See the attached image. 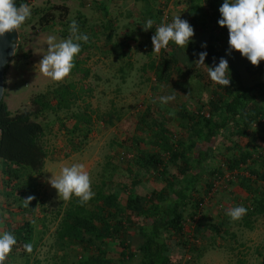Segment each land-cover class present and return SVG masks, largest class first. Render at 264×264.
Here are the masks:
<instances>
[{"label":"trees","instance_id":"1","mask_svg":"<svg viewBox=\"0 0 264 264\" xmlns=\"http://www.w3.org/2000/svg\"><path fill=\"white\" fill-rule=\"evenodd\" d=\"M33 1L37 0H15V4L28 5ZM134 1L144 2L143 13L151 17L154 25L163 23L164 10L155 5L156 0ZM170 1L163 0V7ZM187 2L189 10L185 20L195 32L192 42L187 48H181L170 41L149 69L159 90L172 86L183 93L188 92L192 98H197L198 105L195 110L188 111L175 101L168 103L171 107L166 106L168 112L178 109L180 120L176 125L165 120V112L159 113L152 108L146 110L138 124L129 119L122 120L125 133L135 139L131 143L134 147L132 158H128L131 156L126 152H119L122 159L128 158V162L112 158L110 163L115 164L114 172L108 170V175L103 176L94 198L84 205L79 203V198H74L64 213L63 234L84 250L89 251L97 246V242L106 248L109 242H117L123 248V259L138 257L137 264H172V240L184 247L182 235L188 228L195 229L203 222L202 216L207 213L205 209L210 203L223 201L225 197L231 199L220 205L223 208L221 220L209 224L213 234L218 236L226 232L235 238L236 232L232 229L236 224L253 228L259 218L264 219V61L257 67L248 60L243 70L232 57L233 53L240 52L233 50L228 54V29L218 23L221 18L219 8L224 0ZM95 3L109 16L116 0H95ZM37 13L34 28H51L58 21L62 26L60 35L66 39L70 36L72 20L67 6L39 8ZM76 22L79 32L89 36L88 43L79 41L81 52L75 57L71 72L80 75L79 82L72 80L50 85L31 99L34 110L21 109L13 113L4 100L0 106V216L5 212L20 215V220L6 224L4 233L14 235L17 241L14 247L19 248L22 244L23 251H26L24 245L33 241L37 215L44 207L40 178L48 157L44 137L45 126L52 124L49 116L58 120L63 118L64 127L65 122H71L68 131L74 147L88 138L98 117L89 101L94 91L85 79L90 78L92 70L87 66L89 55L84 54L95 47L99 30L90 25L82 12L77 14ZM113 25L114 20L108 17L102 27ZM110 35H107L109 40ZM19 38L12 59L28 60L31 52L25 50L20 33ZM205 42L207 46L202 47ZM131 46L128 34L114 43L112 51L122 60V73L125 66L131 67ZM203 51L208 55L205 64L200 65L196 61ZM221 57L229 62L231 85L228 87L214 83L210 77L204 80L202 66L215 67ZM237 59L242 62L241 55ZM8 66L9 63L6 70ZM247 74L253 78L251 83ZM189 78L212 94L207 102L190 88L188 91L185 83L190 81ZM116 119L121 120V117L118 115ZM147 132L154 136L152 150H144V142L138 140ZM214 139H218L217 145L211 144ZM222 141L227 143L225 148H221ZM201 143L206 147L196 153L194 149ZM118 147L121 151L120 145ZM119 168L129 173V184L116 171ZM150 174L156 176L159 186H153L147 192L139 190L138 186L144 183L142 177ZM106 179L113 180L110 182L113 189ZM30 195L35 199L25 206L24 198ZM237 206H244L247 214L241 220L233 221L226 212ZM135 236L137 244L133 241ZM193 244L190 258H195L196 244ZM98 249L96 253L66 264H116L107 249Z\"/></svg>","mask_w":264,"mask_h":264},{"label":"rangeland","instance_id":"2","mask_svg":"<svg viewBox=\"0 0 264 264\" xmlns=\"http://www.w3.org/2000/svg\"><path fill=\"white\" fill-rule=\"evenodd\" d=\"M187 1L172 0L163 7V0H156L155 5L164 10L163 23H171L175 16H181V19L185 20L189 10ZM58 5L68 7L71 20L76 21L77 14L82 12L89 19L90 25L99 30V40L95 47L90 53L84 54L85 56L89 55L87 57V66L92 70L90 78L85 79V82L89 83L94 91L89 101L96 110L98 117H96V122L92 126L91 131L88 132V138L80 145L75 143L76 147L70 142L68 128H70L71 122H65L64 127L62 126L63 118L58 120L53 115H50L48 118L52 122L49 126H45L46 123L42 121L46 127L44 140L48 150V157L44 173L40 178L41 190L44 193V207L40 211L42 213H38L37 215L34 238L30 242L33 245V250L31 253L23 251V248L21 250L22 244L19 248L13 246L12 252L15 255L11 252L12 256L8 255L5 263L66 264L81 260L82 257H85L89 253H96L99 251L98 248H104L108 250L109 256L112 260H115L116 264H137L138 257L131 260L122 258L121 252L123 248L119 244L117 245V242H109L107 248L102 243L97 242V246L89 249V252L84 250L79 243L70 241L63 234V218L71 201L77 197L73 195L70 201H63L59 198L57 190L47 182L48 178L53 173L59 176L63 167L82 163L90 174L92 190L96 193L99 185H101L103 176L106 177L108 175V170H113L114 172L115 164L110 163V160L114 158L115 160L127 163V159L133 156L134 147H132L131 143L135 139L130 138L121 127L123 119H129L133 124H138V121L144 118L146 110L152 108L159 113L165 112L167 115H165V120L169 124L176 125L180 120L178 109L168 112L169 110L166 106L170 107V105L167 104L175 101L180 107L193 111L196 105H198L197 98H192L188 92L183 93L172 86L158 89L154 74L150 72L149 65L153 60L157 62L160 58V53L153 52L151 37L155 34V28L161 23L153 24V28L147 31L144 30L140 23L144 25L147 20L151 19L150 16L143 13L142 6L145 5L144 2L116 0V4L111 7L110 15L106 16L103 9H100L95 3V0H37L27 5L30 9L31 17L19 30L25 50H30L31 56L28 60L22 61L12 59L5 74L3 100L13 113L21 109L34 110V104L31 102L33 96L45 91L50 85L60 83L45 77L42 73H38L37 65L43 58V54L47 52V39L49 36H54L56 42L66 39L60 35V28L62 26L56 21V25L51 28H34L36 26L35 20L38 17L37 14L40 13H37V9L52 8ZM108 17L114 20V25L111 28H108V26L102 27V24L107 23ZM108 34H112L110 35L111 40L107 39ZM127 34L132 42L129 53L131 67L124 65L126 69L122 73L120 69L123 66L122 60L116 57L112 50L114 43L120 39H124ZM104 52H107V54ZM239 55L241 53H233L232 57L235 59L236 64L242 68L249 61L242 55V62L239 61L237 59ZM183 66L185 65L183 64ZM242 69L244 70V68ZM202 71L205 75L204 80L209 79L208 67L202 66ZM242 72L245 73L244 71ZM190 74L192 75L193 72ZM247 79L250 83L253 80L252 77H248V74ZM72 80L79 82L80 75L70 74L69 77L65 78L64 82ZM189 80L185 83L188 91L193 90L197 95L200 94L201 100L207 102L212 95L208 89L203 88L199 82L192 78H189ZM161 96H174L175 99L169 101L167 104H162L159 99ZM161 105L162 107H160ZM158 108L159 110H157ZM118 115L121 117V120L116 119ZM153 138V134L147 132L141 134L138 140L144 142V150H152L154 146ZM217 141L218 139H214L211 144L217 145ZM221 143V148H225L226 141H222ZM119 145L121 151H119ZM203 145L204 143H201V145L196 146L195 152L198 153L201 148L206 147ZM119 152H126L131 157L122 159ZM116 171L120 173L119 175L122 176L124 182L129 184L128 182L131 180L129 173L124 168H119ZM142 178L144 179V183L138 186V189L143 192L151 190L153 186H159L156 176L152 174L149 176L145 175ZM114 179L116 180V178ZM106 181L111 188L110 182L113 180L106 179ZM230 200V197H225L223 201L217 200L209 204L207 209H205L207 215L204 214L202 216L203 222L198 223L195 229L188 228L186 230L187 233L182 235L181 240L184 242V247L172 240V264H185V259L192 252L191 246L194 245V242L196 247L195 252H193L195 255V258L193 257V264H264L263 218H259L253 228H246L236 224L232 229L236 232L235 238L226 232L218 236L213 234V230L210 229L209 224L217 220L220 221L223 216L221 213L223 208L220 205ZM20 219L21 217L18 214L8 215V212H5L0 216V235L4 233L7 223ZM133 241L134 244H137L136 236L133 238Z\"/></svg>","mask_w":264,"mask_h":264},{"label":"clouds","instance_id":"3","mask_svg":"<svg viewBox=\"0 0 264 264\" xmlns=\"http://www.w3.org/2000/svg\"><path fill=\"white\" fill-rule=\"evenodd\" d=\"M221 18L218 23L221 27H227L229 33L230 55L233 50L239 51L254 66H259L264 61V0H224L219 8ZM31 17L30 9L27 5L16 6L15 0H0V37L10 32H19L21 26ZM153 20L149 19L143 25L145 31L153 28ZM70 36L60 42H56L54 36L47 39V52L39 61L38 73L55 82H64L69 77L75 67L74 59L81 52V44L89 42V36L79 32V26L72 20L70 26ZM195 35L194 27L181 16H175L171 23L160 24L155 28V34L151 37L153 52L160 53L161 49H167L171 42L181 48H187ZM206 42L202 47H206ZM38 52V51H37ZM208 53H199L196 61L200 65L205 64ZM229 62L224 57L215 67H208L210 79L219 85L228 87L231 85V78L228 76ZM162 104H167L174 100V96H161ZM53 173V172H52ZM58 192L59 198L63 201H70L73 195L79 198V203L84 205L94 198L95 192L92 190V181L89 172L82 163L73 164L70 167H63L61 174L55 173L48 178ZM34 196L24 198L25 206L30 205ZM247 214L244 206L231 208L226 215L233 221L241 220ZM17 243L14 235L5 232L0 235V264H5L8 255L12 252L13 246ZM27 252L31 253L33 245H24Z\"/></svg>","mask_w":264,"mask_h":264},{"label":"water","instance_id":"4","mask_svg":"<svg viewBox=\"0 0 264 264\" xmlns=\"http://www.w3.org/2000/svg\"><path fill=\"white\" fill-rule=\"evenodd\" d=\"M19 43V32L13 31L0 37V106L5 92L6 66L12 60ZM1 139V132H0Z\"/></svg>","mask_w":264,"mask_h":264},{"label":"built area","instance_id":"5","mask_svg":"<svg viewBox=\"0 0 264 264\" xmlns=\"http://www.w3.org/2000/svg\"><path fill=\"white\" fill-rule=\"evenodd\" d=\"M185 261H186V264H193V258H190V256H188Z\"/></svg>","mask_w":264,"mask_h":264},{"label":"crops","instance_id":"6","mask_svg":"<svg viewBox=\"0 0 264 264\" xmlns=\"http://www.w3.org/2000/svg\"><path fill=\"white\" fill-rule=\"evenodd\" d=\"M227 202H229V201H227ZM207 214V213H206ZM208 230H210V229H208Z\"/></svg>","mask_w":264,"mask_h":264}]
</instances>
